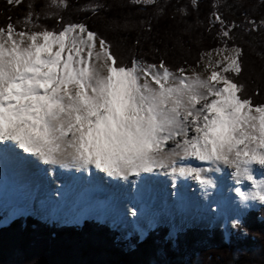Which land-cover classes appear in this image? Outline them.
I'll return each mask as SVG.
<instances>
[{"label":"snow or ice","instance_id":"snow-or-ice-1","mask_svg":"<svg viewBox=\"0 0 264 264\" xmlns=\"http://www.w3.org/2000/svg\"><path fill=\"white\" fill-rule=\"evenodd\" d=\"M51 4L68 7L67 0ZM29 9L24 28L11 22L0 28V144L53 168L95 169L126 182L144 174L191 177L205 191L216 187L211 173L231 169L241 204H264V103H254L239 82L244 52L228 44L237 25L223 27L214 13L223 47L201 59L213 52L219 58L209 59L203 71L173 70L163 61L124 62L84 24L31 30L37 17ZM99 9L90 6L93 13ZM250 23L264 27V20ZM190 160L209 167H193ZM244 183L250 191L240 187Z\"/></svg>","mask_w":264,"mask_h":264},{"label":"trees","instance_id":"trees-1","mask_svg":"<svg viewBox=\"0 0 264 264\" xmlns=\"http://www.w3.org/2000/svg\"><path fill=\"white\" fill-rule=\"evenodd\" d=\"M66 9L51 0H23L9 5L0 0V28L9 22L24 28L29 5L37 17L31 30L59 31L80 23L112 45L126 63L137 58L165 62L171 69H188L201 63V55L223 47L221 25L214 13L232 24L229 47L243 49V72L238 78L245 95L264 103V0H158L156 5H136L131 0H67ZM100 5L93 13L90 6ZM185 9L186 11H181ZM227 39V38H224ZM2 220L0 215V221ZM169 228L149 229L144 240L136 234L128 243L110 225L95 219L83 225L43 222L41 218H13L0 225V264H264V205L250 210L235 232L223 228L189 227L169 239ZM128 244V245H127Z\"/></svg>","mask_w":264,"mask_h":264},{"label":"bare ground","instance_id":"bare-ground-1","mask_svg":"<svg viewBox=\"0 0 264 264\" xmlns=\"http://www.w3.org/2000/svg\"><path fill=\"white\" fill-rule=\"evenodd\" d=\"M8 158L12 160V164L16 166L17 169L21 166L25 167L21 186H25L28 193H30L29 191L34 187V191L37 194L43 195L42 197L46 198L48 201L55 202L51 205L52 210L55 208L59 209L63 204H67L68 206L69 203L75 202V196L78 194L81 197V201L86 202L89 207L91 203H97L98 208L106 209L108 212H111L112 207H116V218H119L121 226H129L127 221L131 217L130 212L132 207L133 209L138 208L139 211H151L152 202L156 203L155 205H161L162 208L166 206L176 211L178 213V220H183L185 217H188L189 220H191L192 217H203L209 220L219 218L218 221L223 225L227 224L226 214L228 207H231V210L236 216L242 218L241 212L249 208L252 202L249 201L247 207L241 204L239 196L234 191L237 185L231 175L232 170L229 172L225 168V170L222 169L218 173L210 174L211 178L216 182V187L214 189H208L207 191L191 177H179L173 180L169 175L157 173L144 174L140 178H134L126 182L107 176L109 180L107 186L116 196V201L113 199L111 204V202L109 203L108 201L111 195L106 194L100 189L103 183L98 182L103 172L95 169L92 170L91 173H88L75 169L53 168L52 166L37 162L30 154H25L23 150L13 147L12 144L9 143L5 145L0 144V204L1 199L4 200L2 197L5 196L10 201L9 206L13 204L15 196L12 193L13 188L11 185L13 173H11V170L8 172L7 169L10 163ZM22 159H28L29 161H25V163ZM32 161L36 162L31 163ZM186 163L191 164L193 167H209L208 164L196 160H190ZM256 175L258 178H261L258 168ZM46 176L47 179L45 180ZM40 182L43 183L40 189L37 190L36 185ZM166 182H170V184L167 185ZM120 187H123V189L119 190ZM159 187L160 192L163 193L161 196L163 200L160 198V195L156 198L152 194ZM240 187L246 192L251 190V185L248 183H244L240 185ZM150 190H152V193ZM169 190H171V192H168ZM187 193L190 194V196L193 194L192 201H189ZM104 195H106L108 199H106ZM30 199L32 200L34 198L30 195ZM126 200L128 201L125 202ZM84 205L85 203H81L79 207L81 208ZM88 210H91V208H88ZM16 212H20V210L16 209ZM160 212L163 213V210ZM85 215H87L86 212L81 215L83 220L86 217ZM202 224L206 225L208 221L203 220Z\"/></svg>","mask_w":264,"mask_h":264},{"label":"rangeland","instance_id":"rangeland-1","mask_svg":"<svg viewBox=\"0 0 264 264\" xmlns=\"http://www.w3.org/2000/svg\"><path fill=\"white\" fill-rule=\"evenodd\" d=\"M214 20L218 22L215 19V16H214ZM209 52H211V50L206 53H209ZM217 58L219 57H217L216 53L214 52L212 53L211 57H209L208 55H204L199 67H194V68H196L197 71H203L204 65L208 62L209 59L214 60ZM210 70L211 69H209V71ZM22 160L24 162L29 161L28 159H22ZM8 161L10 162L9 165L7 166L8 172L9 170H11V173H13L12 175L13 178H11V185L13 188L12 193L15 196L14 197L15 200L13 199L14 200L13 204L9 206L10 201L5 196L2 197L5 201L1 199V204H0V215L2 218V221L0 222L1 226L8 225L13 218L16 219L19 217H25L27 215L28 216L33 215L36 218L39 217L42 219L43 222H49V223L55 222L56 224L60 226H63L66 224L79 225V224H83L85 220L95 219L97 222H101L105 224L107 223L108 225H110V228L116 230L118 234H120V238H123V240H126L128 243H130L129 239H131L133 235L136 234L139 236L140 240H143L149 229H154V228L160 227L161 225H164V227L169 228L170 230L169 236H168L169 239L176 238L178 234L185 232V230H187L189 227H191V229L192 228H199V229L205 228V229H210V230L214 229L215 227H220V228L222 227L223 229H225V231H227V234L225 235H228L230 232L232 233L235 232L236 224H239L241 222L245 214H247L252 209H256V208H259V206L261 207L264 205V204H260L257 201H252L249 205V208H246V210L244 209L241 212L242 218H240V216H236V214L231 210V207H228L227 209L228 211L226 214L227 224L223 225V224H220V222L218 221L219 218H213L209 220L203 217H198V218L192 217V219L189 220L188 217H185L183 220L182 219L178 220L177 218L178 213L176 211L171 210L166 206L162 208L161 205H155L156 203L152 202L151 211H146V210L139 211L138 208L137 209L135 208L137 212L136 217L131 215V217L127 221L129 226L127 225L121 226V223H119V218L118 219L116 218L117 216L116 207H112V208L110 207L111 212L106 211V209L98 208L97 203H91L89 207V205L86 202L81 201V197L78 194L75 196V202L69 203L68 206L67 204H63L61 205L59 209L55 208L54 210H52L51 205L54 204L55 202L53 203L51 201H48L46 198L42 197L43 195L37 194L34 191V187H32L31 190L29 191L30 193H28V190L26 189V187L21 186V182L23 181L22 175L24 174L25 167L21 166L20 167L21 169L20 168L17 169V167L12 164V160L10 158H8ZM35 162L36 161H32L31 163H35ZM227 170L229 172L231 171V169H227ZM46 179H47V176L45 180ZM98 182L103 183V186L100 187V189H102L106 194L111 195L109 199L106 195H104V197L108 199L109 203L111 202L112 204L113 199L116 201L115 193L107 186L109 182L107 175L102 173L101 177L98 179ZM42 183L43 182H40L39 184L36 185L37 190L40 189ZM166 184L169 185L170 182H166ZM122 189L123 187L119 188V190H122ZM150 191L152 193V190ZM168 192H171V190H169ZM152 194L156 198H158V195H160V198L163 200V198L161 197L163 193L160 192V187L157 188L156 191L153 192ZM30 195L34 199L31 200ZM192 196L188 194L189 201H192ZM127 201L128 200H126L125 202ZM81 203H85L84 205L85 207L83 206L80 208L79 204ZM45 208H48V209H45ZM88 208H91V210H88ZM16 209H19L20 212H16ZM161 210H163V213L160 212ZM85 212L87 213V215H85L86 217L83 220L82 219L83 217L81 215H83ZM203 220L208 221V224L203 225L202 224Z\"/></svg>","mask_w":264,"mask_h":264}]
</instances>
